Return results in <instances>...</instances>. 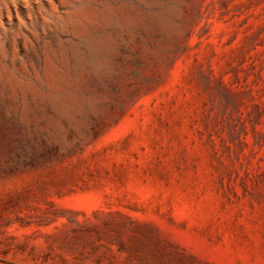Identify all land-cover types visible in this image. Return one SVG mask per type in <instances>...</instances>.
I'll use <instances>...</instances> for the list:
<instances>
[{"label": "rangeland", "instance_id": "obj_1", "mask_svg": "<svg viewBox=\"0 0 264 264\" xmlns=\"http://www.w3.org/2000/svg\"><path fill=\"white\" fill-rule=\"evenodd\" d=\"M0 264H264V0H0Z\"/></svg>", "mask_w": 264, "mask_h": 264}]
</instances>
